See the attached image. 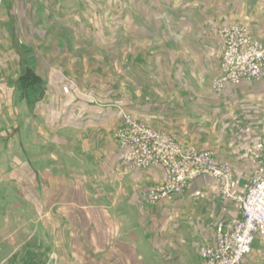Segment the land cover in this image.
Wrapping results in <instances>:
<instances>
[{
	"label": "rangeland",
	"instance_id": "rangeland-1",
	"mask_svg": "<svg viewBox=\"0 0 264 264\" xmlns=\"http://www.w3.org/2000/svg\"><path fill=\"white\" fill-rule=\"evenodd\" d=\"M240 1L238 18L212 29L222 40L224 27L244 26L252 41L264 47V37L251 23L258 0ZM126 4L121 0H0V264H203L217 224L240 211L235 200L223 195L216 179H199L204 190L186 200L206 214L193 213L191 205L174 214L171 228L180 226L184 217L189 223L175 241V255L170 251V258L167 253L162 258L154 255L149 236H135L136 220H144L136 210L123 221L115 211L94 209L95 198L110 201L106 194L96 195L105 188L99 184L100 168L91 160L80 162L79 148L66 140L67 135L85 141L106 136L116 146L114 135L128 127L129 116L132 123L155 129L185 149H209L242 159L245 167L233 174L231 184L236 195L250 177L251 153L264 150L262 94L227 104L208 118L180 122L166 107L168 101H183V95L230 90L229 99L240 90L230 84L219 89L224 74L222 41L220 49L202 57L205 64L200 67L189 62L184 50L178 53L166 42L160 48H142L135 38L129 39L131 34H120V6L125 9ZM150 58L163 63L157 69L136 64ZM25 68L42 78V89H19L18 77ZM137 74L145 82L137 80ZM97 122L104 126L94 129ZM55 151L58 160L52 156ZM117 152L122 159L118 148ZM78 166L73 175L84 172L81 177L66 172ZM157 183L141 190L145 194ZM132 188L137 200L141 187ZM110 196L117 202L121 195ZM143 196V206L158 205ZM207 213L216 214V219ZM197 220L200 230L213 223V233L208 231L212 242L207 234L200 236L202 231L194 232L192 223ZM131 233L137 240L126 245L123 239ZM178 243L185 244L186 248L180 245L184 251L177 250ZM253 251L254 264H264L260 247Z\"/></svg>",
	"mask_w": 264,
	"mask_h": 264
},
{
	"label": "crops",
	"instance_id": "crops-1",
	"mask_svg": "<svg viewBox=\"0 0 264 264\" xmlns=\"http://www.w3.org/2000/svg\"><path fill=\"white\" fill-rule=\"evenodd\" d=\"M121 1H126L127 4L125 9H123L122 5L120 6V34H124L126 36L131 34L129 39L135 38V42H138L142 48L149 45H157V47L160 48L161 45L165 44L162 42H166L172 50H177L178 53L184 50V53L189 56H187L189 62L196 67H200L205 64L202 57L209 54L211 49L216 47H219L220 49L221 47V40L218 38L217 34L218 31L213 30L212 25L218 27L225 22L233 21L238 18L241 11L240 0ZM123 10L125 11L123 12ZM254 11L255 12L252 15L253 17L251 18L252 28L257 32V34H259V36L264 37V0H258L255 4ZM95 17L96 16H93L91 19H94ZM130 42L131 41H128L126 44H129ZM158 59L150 58V60H140L136 64L140 67L149 66L150 68L157 69V67H160L162 65L161 63H163ZM167 64L172 65L170 59H167ZM136 76L137 80L145 82L144 78L138 77V74ZM148 78H150V76L147 77V80ZM239 86L240 90L238 92L236 91V93L229 98L230 100L227 98L229 97V93L231 91L223 90L219 93L212 92L211 95L208 93L206 95L203 94L199 96L193 95L192 97H186L183 95V101H168L166 103V107L170 108V110L172 109L170 115H172L174 119H179L178 122H180V120L184 121L195 118H208V116L214 114L217 109L223 108L227 104L234 103L240 99H244L245 97L258 96L261 94L264 95V80L258 83L245 81ZM177 91L178 90H174L173 92ZM167 119L171 122V118ZM101 126L104 125L97 122L94 129H99ZM66 140L68 142H74L79 148L78 158H80V162H84L86 160L89 162V160H91L94 167L97 164V167L100 168L99 179L101 181L98 182L105 188L102 191L99 190L96 195H100V193L106 194L105 196H108L107 198H109L110 201H101L102 198L100 197L95 198V201L92 202L94 209L99 208L106 211H115L116 213H119V219L123 221H127L129 213L136 210L137 215L142 216L144 220L142 223L138 221L139 219L136 220L135 226H133L135 236L140 238L143 236H149L147 239L152 240L154 255L158 254L163 258V255L167 253L170 258V251H172V254L175 255L174 251L177 246L175 241L179 239V235L185 233V226H187V223L189 222L184 217L182 222L179 223L180 226L171 228L170 221L172 217H174V214L182 213L183 210L189 208V205L195 207H192L194 208L192 212L195 214L198 213L200 217L206 214L201 208L196 207L197 204L195 202L186 200V196H189L188 198H194L199 191L204 190L205 187L201 186V181H199V179H202L203 177H199L194 181L195 184L197 183V186H195L194 183L192 184L194 189H191V187L185 190L172 201L162 202L154 207H150L148 205L143 206L144 203L141 197L146 195L147 191L144 194L141 189L148 183H157L162 181L164 179V172L162 168L149 167L147 169L134 172L126 170L123 160L119 158L117 147L114 146L112 142H110L111 140L106 136L103 137V139H93L89 141H85L80 137L78 141L77 135L72 134V136L69 137L67 135ZM48 145H50V143L47 144L46 147H48ZM55 152H57V155L53 154L52 156L56 158L55 160H58V151ZM89 156H91V158H89ZM217 156L222 160L231 162L234 173L241 172L245 167L242 159L230 157L221 153H218ZM75 169L80 168L78 166L74 169L68 170L69 172H66L74 178L81 177L80 175L84 172L75 171L73 175V171ZM94 177L95 175L93 174L90 178L92 179ZM134 185L139 188L141 187L139 191L137 190V200L133 198L135 196L134 191H132V187ZM110 194L121 195L124 196V198L120 196L118 197L117 202H114L111 200L113 197L110 196ZM125 197H129L127 202L125 201ZM207 215L210 216V218L216 219V214L212 213L210 215V213H207ZM238 215L239 213L237 211L231 218ZM231 218L223 219L228 221ZM218 220H221V218L217 219V221ZM137 223H140V225L137 226ZM199 223V220L192 223L195 225V227H193L194 232L200 233L202 231L200 236L203 238L204 235L207 234L209 241L212 242L213 235L208 234V231L213 233V223L207 226L204 230H200L201 228H198ZM197 233H195V236H198ZM135 236L133 233H131L130 236L126 235L123 242H125L126 245H128L129 241L134 243V241L137 240V237ZM178 245L177 250H182L183 247L180 248L182 243H178ZM182 246L186 248L185 244ZM255 246H258V248L260 247L258 241L254 242L252 251L246 257L243 264L255 263L254 259L256 258V252L253 251Z\"/></svg>",
	"mask_w": 264,
	"mask_h": 264
},
{
	"label": "built area",
	"instance_id": "built-area-1",
	"mask_svg": "<svg viewBox=\"0 0 264 264\" xmlns=\"http://www.w3.org/2000/svg\"><path fill=\"white\" fill-rule=\"evenodd\" d=\"M248 29L230 25L221 30L223 76L219 89L226 84L264 80V47L252 41ZM120 128L114 142L129 169L160 167L164 179L146 193L151 204L172 201L189 189L199 177L219 182L223 195L235 200L239 215L216 226L214 243L206 249L203 264H242L258 241L264 256V150L251 153L252 171L241 194L231 192L233 166L209 149H185L159 131L132 123ZM133 125V127H132Z\"/></svg>",
	"mask_w": 264,
	"mask_h": 264
},
{
	"label": "trees",
	"instance_id": "trees-1",
	"mask_svg": "<svg viewBox=\"0 0 264 264\" xmlns=\"http://www.w3.org/2000/svg\"><path fill=\"white\" fill-rule=\"evenodd\" d=\"M18 86L23 92H28L30 89L37 87L42 89V78L35 74L32 69L25 68L22 74L18 77Z\"/></svg>",
	"mask_w": 264,
	"mask_h": 264
}]
</instances>
